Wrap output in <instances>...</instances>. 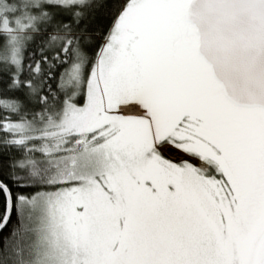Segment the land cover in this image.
I'll return each mask as SVG.
<instances>
[{"label":"snow or ice","instance_id":"obj_1","mask_svg":"<svg viewBox=\"0 0 264 264\" xmlns=\"http://www.w3.org/2000/svg\"><path fill=\"white\" fill-rule=\"evenodd\" d=\"M0 264H264V0L0 5Z\"/></svg>","mask_w":264,"mask_h":264},{"label":"trees","instance_id":"obj_2","mask_svg":"<svg viewBox=\"0 0 264 264\" xmlns=\"http://www.w3.org/2000/svg\"><path fill=\"white\" fill-rule=\"evenodd\" d=\"M0 1L7 2V3H13L14 2V0H0ZM85 2L88 3L89 0H86ZM93 2H95V0H93ZM85 63H86V61H85ZM82 69H83V65H82Z\"/></svg>","mask_w":264,"mask_h":264},{"label":"rangeland","instance_id":"obj_3","mask_svg":"<svg viewBox=\"0 0 264 264\" xmlns=\"http://www.w3.org/2000/svg\"><path fill=\"white\" fill-rule=\"evenodd\" d=\"M86 1V0H85ZM6 2H2L0 1V5H4ZM81 71H83V69L81 68Z\"/></svg>","mask_w":264,"mask_h":264}]
</instances>
